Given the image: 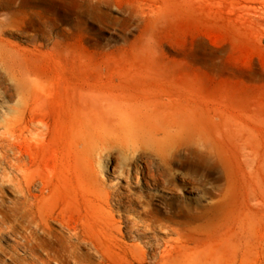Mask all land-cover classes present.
Segmentation results:
<instances>
[{
	"label": "bare ground",
	"instance_id": "obj_1",
	"mask_svg": "<svg viewBox=\"0 0 264 264\" xmlns=\"http://www.w3.org/2000/svg\"><path fill=\"white\" fill-rule=\"evenodd\" d=\"M179 3L178 15L203 26L225 21V60L240 75L207 82L194 68L155 64L147 28L134 55L148 64L71 76L57 67L69 49L58 34L28 54L8 45L0 18V70L11 82L0 72V264H247L251 235L233 238L225 224L235 164L264 171V0ZM193 152L224 173L210 201L144 189L148 178L175 175ZM108 171L128 178L126 190ZM247 195L256 199L254 189ZM133 203L151 223L117 210ZM5 233L13 242L1 241Z\"/></svg>",
	"mask_w": 264,
	"mask_h": 264
},
{
	"label": "rangeland",
	"instance_id": "obj_2",
	"mask_svg": "<svg viewBox=\"0 0 264 264\" xmlns=\"http://www.w3.org/2000/svg\"><path fill=\"white\" fill-rule=\"evenodd\" d=\"M180 11L179 0H0V18L9 23L5 31L8 45L29 54V49L36 45L45 48L50 44L49 34H58L60 42L68 43L69 49L65 53L67 64L57 67L71 76L80 68L92 73L98 68L121 64H148V59L141 60L134 55L135 49L142 45L147 28L153 34V48L158 50L154 55L155 64L194 68L207 82L208 78L217 79L231 72L240 75L242 68L225 60L230 51L225 21L219 19L210 28L191 16L178 15ZM65 25L69 28L62 34ZM0 72L1 80L11 83L8 74L2 69ZM183 159V167L175 175H167L168 180L164 178L158 183L148 178L144 180V189L161 193L167 200H183L192 205L197 201L207 203L219 192L215 184L224 182V173L200 152L189 153ZM188 162L195 168L187 167ZM105 177L126 190L128 178L109 171ZM234 183V210L225 224L226 230L233 238L251 235L252 249L247 264H264V171L254 174L243 164H235ZM250 188L255 190L254 201L247 195ZM130 207L129 210L117 207V210L124 218L152 222V218L140 213L141 206L133 203ZM163 209L166 210L164 204ZM13 239L14 235L9 233L1 237L3 243H11ZM136 240L145 242V239Z\"/></svg>",
	"mask_w": 264,
	"mask_h": 264
}]
</instances>
